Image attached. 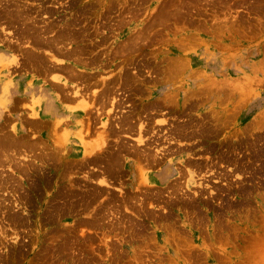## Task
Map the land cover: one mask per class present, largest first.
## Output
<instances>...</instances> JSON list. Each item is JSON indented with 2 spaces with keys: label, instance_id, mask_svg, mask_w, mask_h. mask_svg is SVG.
<instances>
[{
  "label": "rangeland",
  "instance_id": "374dc122",
  "mask_svg": "<svg viewBox=\"0 0 264 264\" xmlns=\"http://www.w3.org/2000/svg\"><path fill=\"white\" fill-rule=\"evenodd\" d=\"M0 29V71L91 109L84 154L0 120V264H264V0H0Z\"/></svg>",
  "mask_w": 264,
  "mask_h": 264
},
{
  "label": "crops",
  "instance_id": "0c3cea01",
  "mask_svg": "<svg viewBox=\"0 0 264 264\" xmlns=\"http://www.w3.org/2000/svg\"><path fill=\"white\" fill-rule=\"evenodd\" d=\"M0 34L2 35V33ZM6 56L8 59L10 58L9 55ZM66 63L58 62L56 68L61 69ZM61 76L60 72L52 71L46 81L45 78L36 81L21 65L11 63L6 69H2L0 71V120L9 119V129L15 135L27 134L30 127L33 126H44L43 129H40L44 136L49 135L48 132L53 134L57 130V134L53 136L54 140L60 143L66 140L69 153L84 154L78 138V132L81 129L79 120L82 119L85 111L91 109L85 110L84 103H81V99L74 94L76 86L71 91L65 90L71 85L68 83V86H65ZM45 84L49 88L54 86V90H48L45 88ZM33 98L37 106L30 109L29 106L32 105ZM57 121H63L58 129H56ZM86 126L85 122L83 133L86 132ZM96 127L97 125L91 127L92 138H95L98 132ZM94 153H100V149L94 150L92 154ZM181 158L187 157L184 156V153L178 152L165 157L157 168L149 169L147 176L151 180V184L156 185L165 180L171 172L177 170V167L182 169L177 164ZM184 172L188 177L185 169Z\"/></svg>",
  "mask_w": 264,
  "mask_h": 264
},
{
  "label": "bare ground",
  "instance_id": "6f19581e",
  "mask_svg": "<svg viewBox=\"0 0 264 264\" xmlns=\"http://www.w3.org/2000/svg\"><path fill=\"white\" fill-rule=\"evenodd\" d=\"M69 58V57H68ZM73 59V58H72ZM46 75V74H45ZM75 76V75H74ZM59 91V90H58ZM70 91V90H69ZM37 99V98H36ZM62 99V98H61ZM38 101V100H37ZM40 104V103H39ZM38 115V114H37ZM59 147V146H58ZM62 150V149H61ZM58 153V152H57ZM59 154V153H58ZM116 159V158H115ZM1 174V173H0Z\"/></svg>",
  "mask_w": 264,
  "mask_h": 264
}]
</instances>
